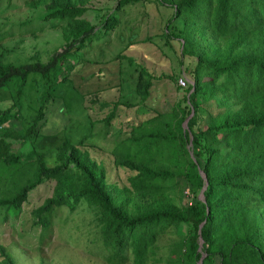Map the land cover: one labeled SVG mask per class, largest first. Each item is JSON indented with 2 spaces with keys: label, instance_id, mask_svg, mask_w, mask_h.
Instances as JSON below:
<instances>
[{
  "label": "trees",
  "instance_id": "1",
  "mask_svg": "<svg viewBox=\"0 0 264 264\" xmlns=\"http://www.w3.org/2000/svg\"><path fill=\"white\" fill-rule=\"evenodd\" d=\"M114 2L91 23L82 17L89 0H26L30 7L43 6L44 20L63 22L62 49L44 62L0 59V89L10 100L0 105V206L18 209L29 191L51 181V194L31 211L42 231L54 208L71 212L82 202L92 214L97 249L110 263L122 264L129 251L131 264H264V0ZM133 3L171 9L160 34L166 42L177 40L180 57L193 58L191 84L176 82L181 98L169 110L156 111L146 104L152 79L177 78L152 75L118 53L116 58L135 73L126 77L137 100L120 95L100 100L98 90H73L90 120L74 143L62 135L54 151L47 152L54 161L48 165L36 141L59 133L42 134L41 128L46 104L52 101L64 111L60 89H73L61 72L69 61L81 59L89 43L114 29L115 12ZM175 21L179 28L172 26ZM118 72L120 84L126 83L121 66ZM30 75H37L42 86L25 127L18 101ZM120 84L111 89L121 90ZM104 107L108 111L103 114ZM132 108L147 117L125 123V131L119 128L122 135H113L108 154L93 156L90 149L100 148L93 140L108 139L113 115ZM16 141L29 146L27 165L22 152L11 149ZM165 235L174 237L164 242L161 255L158 241ZM0 264H16L1 244Z\"/></svg>",
  "mask_w": 264,
  "mask_h": 264
},
{
  "label": "rangeland",
  "instance_id": "2",
  "mask_svg": "<svg viewBox=\"0 0 264 264\" xmlns=\"http://www.w3.org/2000/svg\"><path fill=\"white\" fill-rule=\"evenodd\" d=\"M26 0H3L0 2V53L1 61L12 64L44 62L54 51H59L62 45V21L44 20V8L30 7ZM114 0H89V10L83 13L85 19L97 23L99 15L103 14L114 5ZM171 13V9L153 4L133 3L123 6L115 12L117 24L104 37L97 38L89 43L81 52V59L71 60L66 64L62 75L71 79L72 91L63 86L60 94L64 93L65 105L63 108L52 101L46 104L47 119L41 128L42 134H51L55 130L59 133L54 138H38L37 150L43 154V159L48 165L54 163L48 156V151L53 152L54 146L61 137L68 136L74 143L85 132L90 120L87 112L81 107L82 97L79 93H88L98 90L100 100H112L117 95L131 102L137 100L131 79L127 74L135 73L126 62L116 56L123 53L140 63L144 69L155 76L161 74L173 75L174 78L184 76L188 83L192 82L189 71L193 66V58L180 57L177 40L165 41L160 34L164 21ZM173 27H180L175 21ZM175 31V29H174ZM176 32V31H175ZM121 66L126 83L120 84L118 69ZM66 73V74H65ZM122 85L121 90L111 89L114 85ZM175 82L166 78L152 79L149 89L150 96L146 104L156 111L169 110L173 102L180 99L183 90H176ZM42 82L37 75H30L24 86V92L19 97V114L22 125L27 127L34 108L38 103L37 91ZM56 102V101H54ZM10 104L6 89H0V105L6 107ZM108 107L102 109L104 114ZM143 113L137 115L134 108L120 110L111 119L112 127L106 128L108 139L95 138L100 148L90 149L93 156L103 157L113 146V135H122L125 123L147 117ZM91 117V115H90ZM100 118V113L96 115ZM94 119V116H92ZM128 120V121H126ZM80 123L84 124V128ZM85 123L87 124L85 126ZM105 130V129H104ZM13 151L22 152L24 165L30 159L28 144L19 141L11 145ZM122 176V171H119ZM52 182L46 181L28 192L24 202L18 209L0 206V244L7 251L16 264H114L106 261L97 246L100 241L95 237L94 227L91 222L92 214L82 209V202L69 212L66 207L54 208L50 214V223L47 230L42 231L41 226L32 216L31 211L38 206L45 197L51 194ZM199 197V194H198ZM182 230H178L181 233ZM173 235H165L158 241L157 253H166L164 242H168ZM200 243V241H199ZM131 254L128 251L127 259L122 264H131ZM147 264H161L148 262Z\"/></svg>",
  "mask_w": 264,
  "mask_h": 264
},
{
  "label": "built area",
  "instance_id": "3",
  "mask_svg": "<svg viewBox=\"0 0 264 264\" xmlns=\"http://www.w3.org/2000/svg\"><path fill=\"white\" fill-rule=\"evenodd\" d=\"M176 82H177V85H179L180 87H186L187 85L191 84V83H188V81L186 80L184 76L178 77Z\"/></svg>",
  "mask_w": 264,
  "mask_h": 264
},
{
  "label": "water",
  "instance_id": "4",
  "mask_svg": "<svg viewBox=\"0 0 264 264\" xmlns=\"http://www.w3.org/2000/svg\"><path fill=\"white\" fill-rule=\"evenodd\" d=\"M191 113L192 112H190V115H191ZM189 115V116H190ZM186 121H187V118L183 121V123H182V129H185L186 128ZM204 187H205V184H204V186H203V188H202V190L204 189ZM202 190L200 191V193H199V198L201 197V195H202Z\"/></svg>",
  "mask_w": 264,
  "mask_h": 264
}]
</instances>
